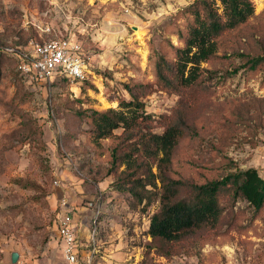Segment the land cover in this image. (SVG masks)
Segmentation results:
<instances>
[{
  "label": "rangeland",
  "instance_id": "374dc122",
  "mask_svg": "<svg viewBox=\"0 0 264 264\" xmlns=\"http://www.w3.org/2000/svg\"><path fill=\"white\" fill-rule=\"evenodd\" d=\"M193 1L0 0V53L4 45L25 46L31 38L67 39L90 70L83 85L29 81L4 52L0 264H61L55 234L58 215L67 209L80 247L96 228L99 264H264V209L255 213L243 199L226 208L218 230L185 240L177 252L152 238L148 227L161 208L160 181L137 188L148 196L140 201L118 187L117 139L93 140L92 109L118 108L119 100L135 96L154 117L144 130H164L185 96L159 84L156 61L161 55L173 59L174 47L183 44L179 33L188 30L185 10ZM253 2L254 15L226 33L217 55L201 63L209 71L206 88L190 117L199 135L189 132L177 146L168 173L173 179L201 183L232 165L255 167L264 177V65L248 70L240 57L230 56L233 50L264 52V0ZM13 251L20 253L16 263Z\"/></svg>",
  "mask_w": 264,
  "mask_h": 264
},
{
  "label": "trees",
  "instance_id": "16d2710c",
  "mask_svg": "<svg viewBox=\"0 0 264 264\" xmlns=\"http://www.w3.org/2000/svg\"><path fill=\"white\" fill-rule=\"evenodd\" d=\"M185 11L191 16V23L185 35L179 33L183 44L174 47L173 59L161 55L156 61L159 84L185 96L174 114L163 123L164 130L161 133L150 130L154 117L146 113L144 103L136 96L131 100H119L118 108L92 109L90 113L94 141L117 139L115 157L119 156L120 161L114 176L119 188L125 186L142 201L148 196L136 189L145 191L147 186H158L157 180L160 181L161 208L151 216L148 234L170 243L171 247H176V252L185 240L218 230L226 208L233 207L239 199L246 200L255 213L264 209V177L255 167L228 166L225 173L201 183L173 179L168 174L181 140L192 131L199 135V131L191 127L190 117L206 88V72L209 71L201 63L217 55L224 35L246 23L254 15L255 5L253 0H194ZM1 52L0 63L5 58L4 51ZM230 56L240 57L242 68L248 70L264 65V52L253 55L244 50H233ZM238 70L239 67L233 71ZM1 71L0 67V74ZM58 79L67 80L65 77ZM85 82L87 80L81 85ZM127 90L131 95L134 92L132 86ZM147 124L150 129L144 130ZM118 128L123 130L121 135L114 134ZM151 163L156 166V173ZM122 165L124 169H120Z\"/></svg>",
  "mask_w": 264,
  "mask_h": 264
},
{
  "label": "built area",
  "instance_id": "2783aa9c",
  "mask_svg": "<svg viewBox=\"0 0 264 264\" xmlns=\"http://www.w3.org/2000/svg\"><path fill=\"white\" fill-rule=\"evenodd\" d=\"M1 50L18 61L21 73L29 81L47 82L65 77L68 81L82 83L89 78L85 59L67 39L38 41L31 38L25 46L7 44ZM73 218L69 209L58 215L55 238L62 254L61 264H99V249L94 238L96 225L90 242L80 247L77 243L79 230H76Z\"/></svg>",
  "mask_w": 264,
  "mask_h": 264
},
{
  "label": "water",
  "instance_id": "95a60500",
  "mask_svg": "<svg viewBox=\"0 0 264 264\" xmlns=\"http://www.w3.org/2000/svg\"><path fill=\"white\" fill-rule=\"evenodd\" d=\"M20 253L18 251H13L11 254V261L16 263L19 260Z\"/></svg>",
  "mask_w": 264,
  "mask_h": 264
}]
</instances>
